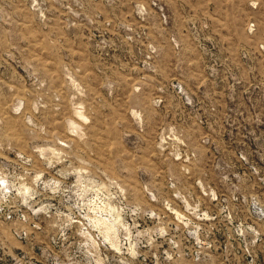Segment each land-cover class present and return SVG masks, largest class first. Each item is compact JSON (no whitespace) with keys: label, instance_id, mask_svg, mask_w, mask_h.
I'll return each instance as SVG.
<instances>
[{"label":"rangeland","instance_id":"rangeland-1","mask_svg":"<svg viewBox=\"0 0 264 264\" xmlns=\"http://www.w3.org/2000/svg\"><path fill=\"white\" fill-rule=\"evenodd\" d=\"M0 264H264V0H0Z\"/></svg>","mask_w":264,"mask_h":264}]
</instances>
